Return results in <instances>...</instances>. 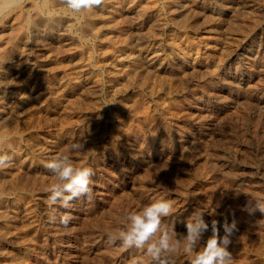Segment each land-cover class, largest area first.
<instances>
[{"label":"rangeland","instance_id":"rangeland-1","mask_svg":"<svg viewBox=\"0 0 264 264\" xmlns=\"http://www.w3.org/2000/svg\"><path fill=\"white\" fill-rule=\"evenodd\" d=\"M97 12L93 28L101 25V37L75 40L62 26L39 42L30 36L0 43L9 67L7 79L0 78L9 114L0 130L22 141L0 152L12 155L11 166L0 170V229L11 230L0 232V264H155L143 250L123 249L108 237L129 212L159 200L172 202L163 223L178 235H186L194 210L204 212L210 227L197 250L211 236L213 219L221 237L224 223L235 221L229 245L235 264H264V214L242 211L264 201V0H105ZM104 44L113 54L104 53ZM87 49L97 68L78 59ZM116 68L125 75L116 78ZM59 94L60 104L51 107ZM77 140L95 146L71 154L77 166L93 168L91 194L67 209L50 206L47 189L55 181L46 164ZM65 214L72 217L67 226L58 219ZM241 255L251 256L249 263ZM172 259L190 264L182 249Z\"/></svg>","mask_w":264,"mask_h":264},{"label":"clouds","instance_id":"clouds-1","mask_svg":"<svg viewBox=\"0 0 264 264\" xmlns=\"http://www.w3.org/2000/svg\"><path fill=\"white\" fill-rule=\"evenodd\" d=\"M65 12L74 19H79L83 14L91 13L102 7L105 0H60ZM24 0H0V20L21 6ZM51 0H36L37 7H48ZM7 142V138H0V146ZM86 141H74L67 146L65 152L57 153L46 164V168L54 177L47 191L49 192L48 204H60L67 209L72 206L71 202L83 196L91 194V177L95 174L89 166H77L71 154L84 153L92 149L86 148ZM12 156L7 153L0 154V169L10 167ZM242 211L254 215L256 211L264 214V201L255 200L249 202ZM173 213L171 201L159 200L144 206L139 211L129 212L125 217L122 228L110 233V244L119 242L123 249L135 248L143 250L151 257L155 264H174L173 257L181 249L190 256V264H235L232 253L229 251L231 235L236 230V222L231 225L224 223L225 235H219L218 221H211V236L206 244L197 250L205 232L209 230V224L204 219V212L194 210L186 222V235H178L174 226L163 223L164 218ZM50 221L55 223L56 216ZM72 217L65 214L59 218V222L67 226Z\"/></svg>","mask_w":264,"mask_h":264},{"label":"bare ground","instance_id":"bare-ground-1","mask_svg":"<svg viewBox=\"0 0 264 264\" xmlns=\"http://www.w3.org/2000/svg\"><path fill=\"white\" fill-rule=\"evenodd\" d=\"M168 1H172V0H167V2ZM224 1H230V0H224ZM165 2V1H164ZM204 2V1H203ZM244 2V1H243ZM248 2V1H247ZM178 3V2H177ZM183 3V2H182ZM186 2H184V4H185ZM205 4H207L206 2H204ZM204 3H202V4H204ZM215 3V2H214ZM152 4H154V3H152ZM213 4V3H212ZM226 4H228V3H226ZM241 4V3H240ZM188 5H189V3H188ZM208 5V4H207ZM215 5V4H214ZM138 6V5H137ZM190 6V5H189ZM216 6V5H215ZM225 6V5H224ZM237 6V5H236ZM183 7V6H182ZM174 8V7H173ZM191 8V7H190ZM246 8V7H245ZM16 9V12L15 13H12V12H10L7 16H5L2 20H0V43L1 42H3V41H6L7 39L8 40H11V42H13L14 44H15V42H17V41H19V40H21V39H28L30 36H31V38L33 37V39H35L37 42H39V39H40V36L41 35H44L45 37H50L53 33H55L57 30H59L62 26H65V28L68 30V32H69V34H70V36L73 38V39H75V40H80V39H85V38H89V37H87V36H89V35H93V36H95V38H96V36H99V37H101V33H100V31H101V29L99 28V27H101V25L98 27V29L99 30H96L95 29V27L93 28V25H94V21H95V19H96V16H99V14H97L98 12V9H96V10H94L93 12H91V13H87V14H83V15H81L80 17H79V19H74V18H72L69 14H67L66 12H65V10H64V8H63V6H62V4H61V2H60V0H51V4L48 6V7H45V6H43V5H41L40 7H37V5H36V0H24V3L21 5V6H19V7H17V8H15ZM209 9V8H208ZM145 10V9H144ZM174 10V9H173ZM177 10V9H176ZM199 10V9H198ZM213 10V9H212ZM217 10V9H216ZM248 10V9H247ZM157 11H159V10H157ZM166 11V10H165ZM171 11V10H170ZM202 11V10H201ZM214 11V10H213ZM183 12V11H182ZM144 13H146V12H144ZM143 13V14H144ZM200 13V12H199ZM205 13V12H204ZM210 13V12H209ZM104 14V13H103ZM194 14V13H193ZM215 14H218L217 12L215 13ZM183 15V14H182ZM233 15V14H232ZM103 16V15H102ZM181 16V15H180ZM185 16V15H184ZM183 16V18H186V17H184ZM191 16V15H190ZM210 16V15H209ZM216 16V15H215ZM218 16V15H217ZM101 17V16H100ZM99 17V18H100ZM169 17V16H168ZM171 17H173V16H171ZM204 17V16H203ZM178 18V17H177ZM220 18V17H219ZM71 19H72V22L69 24V23H67L68 21H71ZM189 19V18H188ZM217 19V18H216ZM229 19V18H228ZM171 20H173V19H171ZM178 20V19H177ZM182 20V19H181ZM183 20H185V19H183ZM183 20H182V22H183ZM199 20V19H198ZM63 22L65 23L66 22V24H63ZM167 22V21H166ZM185 22V21H184ZM235 22V21H234ZM98 24H101V22L100 23H98ZM107 24V23H106ZM204 24V23H203ZM202 24V25H203ZM186 25H188V24H186ZM190 25V24H189ZM201 25V26H202ZM229 25V24H228ZM239 25V24H238ZM184 27V26H183ZM63 28V27H62ZM102 28H104L103 27V24H102ZM194 29V28H193ZM196 29H197V27H196ZM93 30V31H92ZM185 33V32H184ZM211 34V33H210ZM64 35V34H63ZM105 36V35H104ZM98 37V38H99ZM192 37V36H191ZM7 38V39H6ZM71 38V39H72ZM103 38V37H102ZM105 38V37H104ZM221 38V37H220ZM6 39V40H5ZM91 39H93V37L91 38ZM106 39H108V38H106ZM193 39V38H192ZM213 40V39H212ZM34 41V40H33ZM48 41V40H47ZM62 41V40H61ZM123 41V40H122ZM121 41V42H122ZM163 41V40H162ZM194 41V40H193ZM205 41V40H204ZM102 42V41H101ZM108 42V41H107ZM168 42V41H167ZM187 42V41H186ZM32 43V42H31ZM114 43V42H113ZM130 43H131V41H130ZM205 43V42H204ZM209 42L207 41V44H208ZM3 44H5V43H3ZM52 44V43H51ZM75 44V43H74ZM78 44V43H77ZM89 44V43H88ZM119 44V43H118ZM158 44V43H157ZM176 44V43H175ZM180 44V43H179ZM212 44V41H211V43L209 44V45H211ZM1 45L2 44H0V47H1ZM13 45V44H12ZM29 45V44H28ZM39 45V44H38ZM82 45V44H81ZM174 45V44H173ZM190 45V44H189ZM198 45H199V43L197 42V43H192L190 46L191 47H198ZM3 47H4V45H2ZM26 46V45H25ZM75 46V45H74ZM97 46V45H96ZM208 46V45H207ZM214 46V45H213ZM2 47V48H3ZM11 47V46H10ZM16 47V46H15ZM22 47V46H21ZM34 47V46H33ZM87 47H89V46H87ZM105 47V48H104ZM104 49H105V54L106 55H110L112 52H113V50H111V47L110 48H108L105 44H104ZM81 48V47H80ZM90 48V47H89ZM88 48V49H89ZM93 48V47H92ZM180 48H182L181 46H180ZM195 48V49H196ZM209 48V47H208ZM6 49V48H5ZM9 49V48H8ZM11 49V48H10ZM12 49H14L13 48V46H12ZM73 49V48H72ZM88 49H87V51H88ZM94 49V48H93ZM99 49V48H98ZM1 50V49H0ZM7 50V49H6ZM84 50V49H83ZM86 50V49H85ZM161 50V49H160ZM176 50V49H175ZM182 50V49H181ZM72 51V50H71ZM82 51V50H81ZM99 51V50H98ZM102 51V53H103V50H101ZM1 52V51H0ZM14 52V51H13ZM22 52V51H21ZM78 52V51H77ZM86 52V51H85ZM89 52V51H88ZM91 52H94V51H91ZM156 52V51H155ZM159 52V51H158ZM47 53V52H46ZM90 53V52H89ZM88 54V53H87ZM113 54V53H112ZM172 54V53H171ZM194 54V53H193ZM5 55V54H4ZM26 55V54H25ZM94 55V54H93ZM93 55L90 53V54H88V56L85 54V60H83L82 58H79L78 57V59L80 60V62L81 63H83V64H88V65H91L93 68L95 67V68H97L96 67V62L94 61V57H93ZM103 55V54H102ZM121 55V54H120ZM120 55L118 56V57H120ZM15 56V55H14ZM27 56V55H26ZM45 56V55H44ZM47 56V55H46ZM78 56V55H77ZM87 56V57H86ZM105 56V55H104ZM123 56V55H122ZM133 56V55H132ZM138 56V55H137ZM217 56H219V55H217ZM18 57V56H17ZM83 57V56H82ZM134 57V56H133ZM196 57V56H195ZM9 58V57H8ZM110 58V57H109ZM147 58V57H146ZM172 58V57H171ZM218 58V57H217ZM7 59V58H6ZM5 59V60H6ZM142 59V58H141ZM37 60L39 61V63L40 62H43L44 61V57H37ZM76 60V59H75ZM79 60H76L78 63H79ZM8 61V60H7ZM112 61V60H111ZM205 61V60H204ZM4 57L2 58V55H1V53H0V78L2 77H4L6 74L5 73H7L8 72V69H9V67H7V68H4V67H6L5 65H4ZM103 62V61H102ZM216 62V61H215ZM7 63V62H6ZM29 63V62H28ZM62 63V62H61ZM75 63V62H74ZM99 63H101L100 61H99ZM106 63V62H105ZM114 63V62H113ZM8 64V63H7ZM55 64V63H54ZM53 64V65H54ZM57 64V63H56ZM55 64V65H56ZM76 64V63H75ZM104 64V63H103ZM215 64V63H214ZM70 65V64H69ZM127 65V64H126ZM20 66V65H19ZM31 66V65H30ZM41 66V65H40ZM43 66V65H42ZM80 66V65H79ZM83 66V65H82ZM98 66V65H97ZM116 66V65H115ZM119 66V65H118ZM132 66H134V65H132ZM32 67V66H31ZM45 67V66H44ZM63 67H65V65L63 66ZM100 67V65L98 66V68ZM125 67V66H124ZM127 67V66H126ZM135 67V66H134ZM134 67H131V68H134ZM22 68V67H21ZM24 68V67H23ZM46 68H48V67H46ZM56 68V67H55ZM196 68V67H195ZM216 68V67H215ZM218 68V67H217ZM45 69V68H44ZM212 69V68H211ZM32 70V69H31ZM49 70V69H48ZM48 70H45V71H48ZM121 70H122V68H121ZM127 69H125V71H126ZM132 70V69H131ZM213 70V69H212ZM35 71V70H34ZM42 70L41 69H39L37 72H35V73H31V74H29V76L31 75V79H37L38 78V76L41 74L40 72H41ZM51 71V70H50ZM82 71V70H81ZM116 71H117V68H116ZM120 71V70H119ZM128 71V70H127ZM126 71V72H127ZM134 71H136V69H134ZM74 72V71H73ZM125 72V73H126ZM132 72H133V70H132ZM142 72V71H141ZM212 72H215V71H212ZM27 73V72H26ZM29 73V72H28ZM40 73V74H39ZM43 73V72H42ZM114 73V72H113ZM129 73H130V71H129ZM128 73V74H129ZM153 73V72H152ZM160 73V72H159ZM210 73V72H209ZM99 74V73H98ZM109 74V73H108ZM127 74V75H128ZM153 74H155V73H153ZM199 74V73H198ZM225 74V73H224ZM21 75V74H20ZM25 75V74H24ZM44 75V74H43ZM42 75V76H43ZM78 75V74H77ZM123 75H125L124 74V72H116V73H114V76L116 77V78H118V77H120V76H123ZM160 75H162V74H160ZM174 75V74H173ZM7 76V75H6ZM5 76V78L7 79V77ZM41 76V75H40ZM39 76V77H40ZM132 76V75H131ZM17 77V76H16ZM93 77H95V76H93ZM127 76H125V78H126ZM15 78V77H14ZM25 78H27V77H25ZM28 78H30V77H28ZM106 78V77H105ZM137 78V77H136ZM142 78V77H141ZM146 77H144V79H145ZM181 78V77H180ZM40 79V78H39ZM44 79V78H43ZM123 79V78H122ZM138 79V78H137ZM144 79H142V80H144ZM231 79V78H230ZM17 80V79H16ZM3 81V80H2ZM110 81H112V80H110ZM81 82V81H80ZM8 83V82H7ZM143 84V83H142ZM149 84H151V83H149ZM158 84V83H157ZM6 85V84H5ZM53 85V84H52ZM4 86V85H3ZM10 86V85H9ZM121 86V85H120ZM167 86V85H166ZM6 87V86H5ZM4 87V88H5ZM1 88H2V86L0 85V123H1V121L2 122H4V120H2L3 119V117L2 116H4L3 114L5 113L6 114V111H5V109H6V107H5V109L3 108V106H4V103H5V101H7V99H8V97H7V94H5V93H3L2 94V91H1ZM7 88V87H6ZM6 88H5V90H6ZM23 88V90H24V87H22ZM69 88V87H68ZM151 87H149V89H150ZM13 89V88H12ZM17 89V88H16ZM4 90V91H5ZM29 90V89H28ZM45 90V89H44ZM52 90V89H51ZM80 90V89H79ZM83 90V89H82ZM160 90V89H159ZM43 91V90H42ZM59 91V90H58ZM57 91V92H58ZM81 91V90H80ZM158 91V90H157ZM25 92V91H24ZM11 93H13L12 91H11ZM63 93V92H62ZM62 93H60V94H62ZM71 93H72V91H71ZM37 94V93H36ZM57 95V96H55L53 99H51L52 100V102H51V107H54V106H57L58 105V103L60 104V100H61V95ZM67 94V93H66ZM13 95V94H12ZM46 95H48V94H46ZM45 95V96H46ZM69 95V94H68ZM73 95V94H72ZM35 96V95H34ZM44 96V97H45ZM75 96V98H76V95H74ZM81 96V95H80ZM246 96V95H245ZM14 97V96H13ZM12 97V98H13ZM16 97V96H15ZM62 97H63V95H62ZM66 98H67V96H65ZM70 97V96H69ZM72 97V96H71ZM10 98V97H9ZM37 98V97H36ZM80 98V97H79ZM158 98V97H157ZM16 99V98H15ZM10 100V99H9ZM24 100V99H23ZM73 100V99H72ZM132 100H134V99H132ZM113 101V100H112ZM11 102V101H10ZM18 102V101H17ZM83 102H84V100H83ZM120 103H121V101H119ZM134 102V101H133ZM138 102V101H137ZM143 102V101H142ZM161 102V101H160ZM7 103H8V101H7ZM21 103V102H20ZM20 103H18V104H20ZM117 103V102H116ZM119 103V104H120ZM141 103V102H140ZM180 103V102H179ZM29 104V103H28ZM39 104V103H38ZM83 104V103H82ZM102 104V103H101ZM135 104V103H134ZM160 104V103H159ZM165 104V103H164ZM169 104H171V102L169 103ZM169 104H167V106H166V111L168 112L169 111V113H170V110H172V108L173 107H171V106H168ZM96 105V104H95ZM114 105V104H113ZM124 105V104H123ZM130 105V104H129ZM133 104H131V106H132ZM141 105V104H140ZM100 105H98V107H99ZM135 106V105H134ZM137 106H138V104H137ZM143 106H144V104H143ZM160 106H162L161 104H160ZM28 107H29V105H28ZM28 107H27V110H28ZM33 107V106H32ZM101 107V106H100ZM130 107V106H129ZM86 108V107H85ZM136 108H138V107H136ZM163 108H165V107H163ZM163 108H162V110H163ZM58 109V108H57ZM97 109V108H96ZM138 109H141L140 108V106H139V108ZM149 109V108H148ZM7 110V109H6ZM55 110V109H54ZM102 110V109H101ZM134 111H135V108L133 109ZM9 111V110H8ZM11 111V110H10ZM136 111H137V109H136ZM139 111V110H138ZM154 111V110H153ZM165 111V112H166ZM174 112L176 111L177 112V110L175 109V110H173ZM25 112H26V110H25ZM81 112V111H80ZM118 112V111H117ZM120 112V111H119ZM130 112V111H129ZM141 112V111H140ZM152 112V111H151ZM155 112H157V111H155ZM181 112V111H180ZM20 113V112H19ZM138 113V112H137ZM142 113H144V112H142ZM149 113V112H148ZM58 114V113H57ZM72 114V113H71ZM107 114V113H106ZM111 114V113H110ZM140 114V113H139ZM155 114V113H154ZM162 114H163V111H162ZM161 114V115H162ZM167 114V113H166ZM6 115H9V114H6ZM5 115V118L7 117ZM11 115H12V113H11ZM33 115V114H32ZM151 115V114H150ZM58 116V115H57ZM60 116V115H59ZM153 116H156V118H157V113H156V115H153ZM165 116V115H164ZM45 117V116H44ZM52 117H53V115H52ZM106 117V116H105ZM128 117V116H127ZM137 117H138V115H137ZM8 118V117H7ZM25 118V117H24ZM36 118V117H35ZM50 118V117H49ZM68 118H69V121H70V117L68 116ZM134 118H136V117H134ZM155 118V117H154ZM159 118L160 117H158V121H159ZM163 118V117H162ZM161 118V119H162ZM37 119V118H36ZM77 119V118H76ZM22 121H24V119L22 118L21 119ZM28 120V119H27ZM46 120V119H45ZM130 120V119H129ZM143 121H142V123L144 122H147V118L144 116L143 117V119H142ZM156 120V119H155ZM163 120H164V118H163ZM42 121V120H41ZM81 121V120H80ZM158 121L156 122V123H158ZM166 121V120H165ZM25 122V121H24ZM37 122V121H36ZM125 122V121H124ZM127 122H128V120H127ZM137 122V121H136ZM150 122H152V121H150ZM5 123V122H4ZM3 123V124H4ZM17 123V122H16ZM79 123V122H78ZM155 123V124H156ZM162 123V122H161ZM164 123V122H163ZM2 124V123H1ZM1 124H0V126H1ZM11 124V123H10ZM23 124V123H22ZM127 125H128V123H126ZM132 124V123H131ZM130 124V125H131ZM137 124H138V122H137ZM147 124V123H146ZM169 124V123H168ZM9 125V124H8ZM17 125V124H16ZM21 125V124H20ZM65 125V124H64ZM67 125V124H66ZM138 125H141V124H138ZM145 125V124H144ZM160 125V124H159ZM164 125V124H163ZM10 126V125H9ZM158 126V125H157ZM12 127V126H11ZM11 127H9L10 128V130H11ZM41 127V126H40ZM125 127V126H124ZM128 127V126H127ZM140 127V126H139ZM142 127V126H141ZM140 127V128H141ZM145 127V126H144ZM166 127H167V125H166ZM0 128H3V127H0ZM26 128V127H25ZM38 128V127H37ZM136 128V127H135ZM143 128V127H142ZM16 129H18L17 127H16ZM126 129V128H125ZM128 129V128H127ZM148 129V128H147ZM14 130V129H13ZM136 130V129H135ZM141 130V129H140ZM139 129H138V131H140ZM163 130H165V128L163 129ZM48 131V130H47ZM137 131V130H136ZM19 132V131H18ZM131 132H133V131H131ZM15 133V132H14ZM136 133V132H135ZM140 133V132H139ZM21 134V133H20ZM42 134V133H41ZM45 135V134H44ZM43 135V136H44ZM118 135V134H117ZM150 135V134H149ZM21 136V135H20ZM119 136V135H118ZM90 137V136H89ZM150 137V136H149ZM0 138H7V142L5 143V144H3L2 146H0V152H2L3 151V149L4 150H6V151H11V150H13V148H15V147H17L18 145H19V143H20V141H21V137H19L17 134H13V131H7V130H3V129H1L0 130ZM57 138V137H56ZM169 138V137H168ZM31 139V138H30ZM54 139V138H53ZM30 141V140H29ZM22 142V141H21ZM31 142V141H30ZM22 144V143H21ZM30 144V143H29ZM95 144V143H94ZM93 145V144H92ZM91 144H90V146H92ZM189 145V144H188ZM184 146V145H183ZM182 146V147H183ZM1 147H3V148H1ZM20 147V146H19ZM32 148V147H31ZM55 148V147H54ZM87 148H89V145H88V147ZM94 149H95V146L93 147ZM94 149H92V150H94ZM182 149V148H181ZM15 150V149H14ZM91 150V151H92ZM18 152V151H17ZM93 152V151H92ZM95 152V151H94ZM15 153V152H14ZM200 153V152H199ZM11 154V153H10ZM12 156V155H11ZM96 157V156H95ZM94 157V158H95ZM42 158V157H41ZM43 159V158H42ZM1 170V169H0ZM5 170V169H4ZM6 171V170H5ZM4 171V172H5ZM8 172H9V170H7ZM2 171H0V173H1ZM7 172V173H8ZM6 172H5V175L7 174ZM11 173V175H12V172H10ZM25 173V172H24ZM10 175V174H9ZM10 175V176H11ZM1 176V175H0ZM4 176V175H3ZM6 177V176H5ZM5 177L3 178V179H5ZM24 177V176H23ZM16 178V177H15ZM23 178H21L20 179V181L22 180ZM30 179H33V178H30ZM2 181V180H1ZM0 181V182H1ZM28 181V180H27ZM35 181V180H34ZM48 181H50V179L48 180ZM3 182V181H2ZM22 182V181H21ZM20 182V183H21ZM24 183H26L25 181H24ZM22 184V185H25V184ZM49 183V182H48ZM2 184V183H1ZM0 184V185H1ZM7 185V184H6ZM34 185V184H33ZM3 186V185H2ZM11 186V185H10ZM19 186V185H18ZM7 187V186H6ZM5 187V188H6ZM12 188V187H11ZM22 188H24V186L22 187ZM29 188V187H28ZM37 189V188H36ZM43 189V188H42ZM45 189V188H44ZM2 190H4V188L2 189ZM6 190L7 191H10V190H8V187L6 188ZM24 190V189H23ZM1 191V190H0ZM12 191V190H11ZM34 191H35V189H34ZM20 192V191H19ZM32 192V191H31ZM2 193H4L5 194V192L3 191ZM36 193V192H35ZM1 195V194H0ZM38 195V194H37ZM30 202V201H29ZM255 202V201H254ZM25 205V204H24ZM3 208V207H2ZM1 208V209H2ZM5 209V208H4ZM25 210V209H24ZM245 212V211H244ZM1 214V213H0ZM30 214V213H29ZM2 215V214H1ZM1 215H0V217H1ZM15 216V215H14ZM2 218V217H1ZM5 218V217H4ZM15 218H16V216H15ZM263 218V217H262ZM59 219V218H58ZM246 220V219H245ZM1 222V221H0ZM244 222V221H243ZM54 225V224H53ZM3 226H4V224H3ZM81 226V225H80ZM37 227V226H36ZM7 228V227H6ZM6 228H1L0 230H2V231H0V232H3V234L4 233H6L5 231L6 230H9V229H6ZM254 228H256V227H254ZM19 229V228H18ZM16 230V229H15ZM23 230V229H22ZM9 231H11V230H9ZM55 231V230H54ZM13 232V231H12ZM7 233H8V231H7ZM11 233V232H10ZM243 233V232H242ZM18 234H20V233H18ZM17 233H16V236L18 235ZM22 234H24V233H22ZM0 235H2V234H0ZM15 235V234H14ZM21 235V234H20ZM22 236V235H21ZM20 236V237H21ZM28 236V235H27ZM31 236V235H30ZM19 237V236H18ZM25 237V236H24ZM11 238V237H10ZM29 237H27V239H28ZM253 238V237H252ZM22 240V239H21ZM235 240V239H234ZM264 240V239H263ZM17 241H19V240H17ZM16 241V242H17ZM30 241V240H29ZM259 241V240H258ZM27 245V244H26ZM241 245V244H240ZM243 245V244H242ZM260 245V244H259ZM246 246V245H245ZM231 247V246H230ZM255 247V246H254ZM103 249V248H102ZM4 251V250H3ZM1 252H2V250H1ZM9 252H11V251H9ZM15 252V251H14ZM257 252H259L258 250H257ZM262 252V251H261ZM235 253V252H234ZM245 253V252H244ZM264 253V252H263ZM16 254V253H15ZM43 254V253H42ZM255 254V253H254ZM262 253H260L259 255H261ZM17 255V254H16ZM189 256V255H188ZM237 256H238V254H237ZM242 256V255H241ZM243 258H242V261L243 262H246V263H249V261H250V257L251 256H242ZM254 257V256H253ZM255 257H256V255H255ZM240 258V257H239ZM257 258H260V257H258L257 256ZM236 259V258H235ZM238 260V259H237ZM251 261H252V259H251ZM254 262V261H253ZM53 263V262H52ZM240 263V262H239ZM242 263V262H241ZM251 263V262H250ZM260 263V262H259ZM252 264V263H251ZM255 264V263H254Z\"/></svg>","mask_w":264,"mask_h":264}]
</instances>
